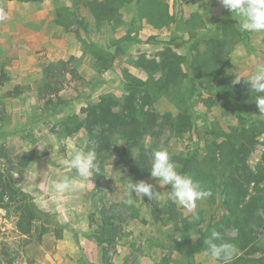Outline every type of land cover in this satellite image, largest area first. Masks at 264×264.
Returning <instances> with one entry per match:
<instances>
[{"label": "rangeland", "instance_id": "rangeland-1", "mask_svg": "<svg viewBox=\"0 0 264 264\" xmlns=\"http://www.w3.org/2000/svg\"><path fill=\"white\" fill-rule=\"evenodd\" d=\"M96 1L0 0V170L46 212L24 234L17 203L0 199V264H264V231L250 242L223 233L221 192L222 173L238 167L223 156L230 133L263 130L246 159L251 170L264 151V95H255L264 86L261 0H142L135 22L136 3L107 16ZM166 4L169 24L153 26ZM211 39L225 42L224 74L254 86L247 99L215 96L206 79L193 84L188 60L220 64ZM165 48L182 56L186 76L161 90L160 72L139 62L159 60ZM129 74L149 86L160 113L130 150L155 155L131 171L114 152L96 179L82 108L124 98ZM115 142L126 147L120 135Z\"/></svg>", "mask_w": 264, "mask_h": 264}, {"label": "trees", "instance_id": "trees-1", "mask_svg": "<svg viewBox=\"0 0 264 264\" xmlns=\"http://www.w3.org/2000/svg\"><path fill=\"white\" fill-rule=\"evenodd\" d=\"M35 1V0H26ZM161 5L159 0H155ZM182 3L184 0H177ZM136 3L137 8L133 22L140 20V3L142 0H100L96 1L97 13L107 16H113L118 9L126 4ZM257 6L264 7V0L256 3ZM170 17L168 5H164L161 10L150 23L155 27L166 26L169 24L167 19ZM225 29V26H224ZM129 41H141L138 35L127 36ZM212 48L215 50L217 63L215 68L210 65H202L197 59L188 60L189 73L193 84L200 85L206 79L208 85L213 83L211 91L215 96H226L229 99L239 103L244 97L250 94L249 89L254 86L245 83L244 79L234 82L229 75L224 74L221 68V55L225 42L223 40L211 39ZM184 60L180 54L175 53L171 48H165L161 53L159 60L157 58H143L140 60V66L152 71L160 72L158 79V88L168 90L173 84L186 76L182 68ZM127 94L124 98H118L113 95H105L98 99L95 104L82 108L84 114L83 126L89 133L92 147H90L93 157L91 159V170L96 179L104 167L105 158L120 154V158L128 165L131 171L144 169L147 160L153 157L155 153L147 149L140 157L132 156L131 148L138 145L143 136L157 124L160 113L153 107V98L149 90V86L139 78L129 74L125 80ZM250 86V87H247ZM256 97L264 95V86ZM240 92L239 95L236 92ZM262 91V92H261ZM252 92V91H251ZM242 96L243 98H239ZM249 97H252L251 95ZM195 116V115H194ZM193 116V117H194ZM183 118V117H182ZM186 123L191 122L190 118H186ZM177 125L185 126L184 122L178 120ZM263 130L256 132L250 136L242 135L237 137L234 133H230L225 140L228 150L224 155L231 156V159L238 165L234 168V172L226 171L222 173L223 182L221 183V192L225 196L229 215L223 225V233L227 234L235 232L238 237L246 242L254 240L255 234H261L264 231V151L262 160L258 164L256 171H253L247 165V157L251 153V149L257 141L258 135ZM120 135L126 142V147L119 150L115 139ZM190 168L188 160L184 161V168L180 172L183 177ZM12 175L0 170V199L7 196L9 199L17 203L19 219L17 226L24 234L32 232L33 223L36 219H40L46 215L31 195L23 190H18L13 186ZM227 197V198H226ZM241 198V202L237 201L235 205L229 203L233 198ZM46 232L44 228L43 233ZM245 248V246L243 247ZM238 255L237 253L234 256ZM233 256V257H234Z\"/></svg>", "mask_w": 264, "mask_h": 264}, {"label": "crops", "instance_id": "crops-1", "mask_svg": "<svg viewBox=\"0 0 264 264\" xmlns=\"http://www.w3.org/2000/svg\"><path fill=\"white\" fill-rule=\"evenodd\" d=\"M56 216L57 217H61V216H63V213L62 212H58L57 214H56ZM60 223H65L67 220L66 219H60V220H58ZM69 246H74V239H71V241H70V243H69ZM39 251H42V249L41 248H39ZM68 251V250H67Z\"/></svg>", "mask_w": 264, "mask_h": 264}]
</instances>
